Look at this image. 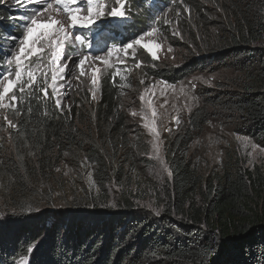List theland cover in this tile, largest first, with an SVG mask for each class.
<instances>
[{
  "label": "trees",
  "instance_id": "obj_1",
  "mask_svg": "<svg viewBox=\"0 0 264 264\" xmlns=\"http://www.w3.org/2000/svg\"><path fill=\"white\" fill-rule=\"evenodd\" d=\"M148 1L130 0L131 12H140L126 25L128 36L133 24L146 29L141 11L148 12ZM188 1L200 30L215 31L213 42L179 65L147 66L145 75L173 85L197 71L221 78L201 92V107L169 142V178L158 187L145 178L143 166L151 161L137 145L147 136L131 138L125 95L111 73L102 72L95 103L76 98L71 112L60 114L50 99L45 117L44 106L33 101L31 115L25 111L15 120L18 129H10L8 145L0 147V264L21 256L30 264L260 261L264 172H225L204 181L188 153L195 133L215 119L236 123L264 146V0ZM3 3L0 36H19L24 14ZM102 28L83 34L95 40ZM107 41L94 43L101 48ZM5 55L0 52V63ZM26 202L33 211L20 210ZM214 239L219 243L211 247ZM32 243L38 247L27 253Z\"/></svg>",
  "mask_w": 264,
  "mask_h": 264
},
{
  "label": "rangeland",
  "instance_id": "obj_2",
  "mask_svg": "<svg viewBox=\"0 0 264 264\" xmlns=\"http://www.w3.org/2000/svg\"><path fill=\"white\" fill-rule=\"evenodd\" d=\"M164 1V3L159 2V0L148 1L149 6L146 8L148 12L145 14L141 11V14L145 15L148 19L146 29L136 31L135 24H133L132 27H134L135 33H131L130 36L126 33V25L130 23V20L137 12H140V10L134 9V13H132L133 7H130V3L128 4L127 14L130 17L128 20L118 22L117 18L106 17L102 21H97V25L93 26V29H95L103 25L101 34L95 36V40L96 38L108 40L101 48L110 47L111 40H119L117 46L122 47L124 43L138 38L143 33L150 31L152 27L158 29L151 37H145V39L155 40L162 45L161 58L153 62L143 49L138 48L136 60L129 58L126 61V66L118 65L121 68V74L115 79V81L119 82L121 92L125 95L126 115L133 131L131 138L137 136L138 139H141L144 135L147 136L145 144H139L137 147L142 148L144 150L143 154H146L151 161L149 168L143 166V174L147 180L152 182L153 186L157 185V187L164 184L169 178L167 163L169 142L178 136L189 115L195 109L201 107V92L205 88H212L216 80L221 78V75L217 72L197 71L178 84H168L171 85V87H168L161 85L160 80L145 75V68L147 66L171 67L183 63L185 55L188 58L200 56V54L207 52L208 45H211L212 40H214L213 34H216L213 29L200 30L199 15L188 0H176L173 4H170L167 0ZM154 3L157 7L154 11H149ZM3 4L9 5L13 9H18V12L24 14L25 9L16 7L15 0H5ZM168 7L172 10L167 12L166 16H163L161 10ZM53 15L58 20L64 21L66 25L69 23L67 16L63 13L58 15L54 13ZM166 21H170L171 23H166ZM197 22H199L198 25ZM22 25L23 21L21 27ZM112 31H115V33ZM191 31L194 32L196 40L192 38ZM84 33L90 32L85 30ZM117 33L121 36L117 37ZM72 34L75 37L81 33L73 30ZM88 40H91L93 48L96 49L92 51L93 56L103 54L99 51L100 48H96L98 42L94 43V36L93 39ZM169 48L171 49L170 52L168 51ZM137 60L142 62L139 68L135 67ZM95 66L101 68V72L99 73L101 79L103 71L112 74L115 71L116 65L113 68H106L102 63L96 62ZM70 67H72L71 63ZM76 74L78 75V72ZM90 76L91 72L89 71L87 75L81 76L79 80L75 78L69 79L68 82L71 84V88L68 90V94L63 96V104H71L76 98L87 100L86 103L88 104L90 102L95 103L96 100H92L89 92V89L92 87ZM121 76L124 79H121ZM141 81H144V83L142 84ZM153 84L156 85V88L153 90L155 95L151 96V98L157 113L155 118L157 128L160 131L159 153L153 147V135L144 127L145 121L143 120V116L146 114L151 118V112L145 111L146 106L139 99L140 95L144 93V89L151 88ZM162 86L164 87L165 95H161L160 93ZM165 99L167 103H165ZM133 112H136L137 115L133 116ZM8 115L11 118V113H8ZM9 130L10 128H7L5 122L0 119V147L4 149L8 145L7 143H9ZM188 154L204 181L216 179L225 172L231 174L245 170L251 174L264 172V146L245 135L244 131L236 127V123H230L226 119H215L208 126L204 127L201 132L195 133V138L191 143ZM3 212L0 210V220L4 217ZM25 258L27 264H30L29 257L26 256ZM16 262L19 264L20 259Z\"/></svg>",
  "mask_w": 264,
  "mask_h": 264
},
{
  "label": "snow or ice",
  "instance_id": "obj_3",
  "mask_svg": "<svg viewBox=\"0 0 264 264\" xmlns=\"http://www.w3.org/2000/svg\"><path fill=\"white\" fill-rule=\"evenodd\" d=\"M175 2L176 0H169L170 4ZM129 3L130 0H15L16 7L25 9L24 15L19 17L23 21L22 32L19 36H0V52L6 53L3 63H0V69H3L0 70V119L5 122L7 128L18 129L15 120L25 111L31 115L33 110L30 105L33 101L44 106L41 114L45 117L48 115L46 105L50 99L54 109L60 114H64L65 110L71 112L72 105L63 104V96L67 95L71 88L68 81L70 78L79 80L89 71L92 85L89 92L95 101L101 72V68L95 66L96 62L102 63L106 68L116 65L112 73V80L115 82L116 77L121 74L118 65L126 66L129 58L136 60L138 48L143 49L153 62L161 58L162 45L155 40L145 39L158 31L156 27H152L138 38L129 40L122 47L112 44L110 47L100 48L99 51L103 54L93 56L92 51L96 49L83 34L85 30L91 32L97 21L106 17L117 18L118 22L128 20ZM156 7L154 3L149 11H154ZM171 10L170 7L161 10L162 15L166 16ZM54 13H63L69 23L66 25L64 21L58 20ZM73 30L81 34L73 37ZM141 63L137 60L135 67L139 68ZM121 79L124 77L121 76ZM160 84L171 87L167 81H161ZM163 86L160 88L161 95H165ZM155 88V84L151 88H145L139 99L146 106L145 111L151 112V118L146 114L143 116L144 127L153 135V147L159 153L160 131L157 128V113L151 98L155 95ZM8 113H11L13 118H9ZM132 115L137 113L133 112ZM20 210L31 212L32 204L26 202L20 206ZM36 210L39 211L38 208ZM156 215H159L158 211ZM218 243L219 241L214 239L211 247ZM37 247L38 243H32L27 246L26 251L31 253ZM261 247L264 248V245ZM13 264L17 262L14 260ZM19 264H27L26 258L21 256ZM257 264H264V251L261 252V259Z\"/></svg>",
  "mask_w": 264,
  "mask_h": 264
}]
</instances>
